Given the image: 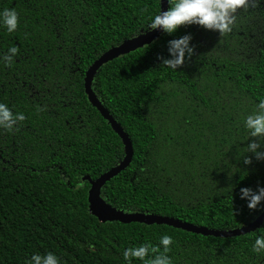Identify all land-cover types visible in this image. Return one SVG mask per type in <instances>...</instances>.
Returning a JSON list of instances; mask_svg holds the SVG:
<instances>
[{"label":"trees","instance_id":"16d2710c","mask_svg":"<svg viewBox=\"0 0 264 264\" xmlns=\"http://www.w3.org/2000/svg\"><path fill=\"white\" fill-rule=\"evenodd\" d=\"M161 0H0L18 25L0 28V103L25 119L0 129V264H27L53 252L59 264H124L125 248L172 237V264H264L256 231L202 236L167 225L102 222L89 211L90 184L124 157V146L84 89L105 52L150 29ZM171 4L169 3V7ZM220 36L195 24L103 65L93 90L129 135L130 166L101 190L125 212L167 216L210 229L248 225L241 187H264V159L245 146L244 116L264 98V0L237 10ZM190 34L191 56L176 70L161 64L167 41ZM259 151L264 152V138ZM249 163H244V157ZM149 253L145 259L155 256ZM131 264H142L132 259Z\"/></svg>","mask_w":264,"mask_h":264},{"label":"clouds","instance_id":"9594fccd","mask_svg":"<svg viewBox=\"0 0 264 264\" xmlns=\"http://www.w3.org/2000/svg\"><path fill=\"white\" fill-rule=\"evenodd\" d=\"M257 0H169L171 4L166 10L159 11L151 17L147 28L150 30L159 29L166 34L174 33L180 26L195 24L206 30L218 32L220 36L230 33L237 21V10L255 7ZM18 25V14L13 8L0 10V28L11 33ZM191 35L184 34L179 38L167 41V58L158 57L165 67L176 70L185 56H191L193 48L190 45ZM17 47L11 46L7 53L0 56V61L8 64L17 54ZM25 119L21 112L13 111L4 103H0V129L12 130L18 121ZM242 126L248 137H254L245 146V152H251L256 159H264V152L259 151L261 138H264V98H260L253 111L244 116ZM249 158L244 157V163H249ZM240 198L245 200L248 209H257L264 201V187H257L254 191L248 187H241ZM172 244V237L164 234L159 237L160 251L157 246L140 244L139 246L125 248L122 252L124 264H131L132 259H139L142 264H172L171 258L166 255L169 252V245ZM252 250L264 252V234L257 235L254 239ZM149 253H157L145 259ZM27 264H59L58 257L51 251L43 254L33 253Z\"/></svg>","mask_w":264,"mask_h":264},{"label":"water","instance_id":"95a60500","mask_svg":"<svg viewBox=\"0 0 264 264\" xmlns=\"http://www.w3.org/2000/svg\"><path fill=\"white\" fill-rule=\"evenodd\" d=\"M168 7L169 0H161L160 11L166 10ZM162 33L163 32L159 29L149 30L141 35L125 40L120 45L112 47L107 52L102 54L86 72L84 89L89 102L98 110L101 116L111 126L113 131L120 137L124 146V157L116 166L112 167L96 179H92L89 176L83 177V181H88L90 184L88 191L89 211L93 216L104 223L120 222L123 224L140 223L145 225H167L176 229H181L186 232L206 237L211 236L215 238H233L252 233L260 228L264 223V210L254 221L248 225L231 230H219L195 225L167 216L142 212H125L107 203L101 197V190L107 184V182L111 181L130 166L134 157V148L129 135L125 132L121 124L113 117V115L110 114L109 110L102 104L94 92V78L103 65L120 56L127 55L151 44L153 41L157 40Z\"/></svg>","mask_w":264,"mask_h":264}]
</instances>
